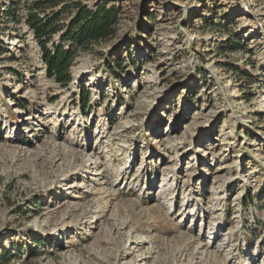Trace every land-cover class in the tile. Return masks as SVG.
Returning a JSON list of instances; mask_svg holds the SVG:
<instances>
[{
    "label": "rangeland",
    "instance_id": "obj_1",
    "mask_svg": "<svg viewBox=\"0 0 264 264\" xmlns=\"http://www.w3.org/2000/svg\"><path fill=\"white\" fill-rule=\"evenodd\" d=\"M107 1L61 86L0 0V264H264V0Z\"/></svg>",
    "mask_w": 264,
    "mask_h": 264
},
{
    "label": "trees",
    "instance_id": "obj_2",
    "mask_svg": "<svg viewBox=\"0 0 264 264\" xmlns=\"http://www.w3.org/2000/svg\"><path fill=\"white\" fill-rule=\"evenodd\" d=\"M84 1L8 0L4 5L5 20L25 24L40 50L46 75L61 86L71 81L70 67L74 59L90 51L94 44L108 39L118 21L119 9L107 0L92 7ZM238 48L233 46L231 50ZM229 69L235 68L229 66ZM214 85L213 82L208 84ZM82 98L85 103L87 95Z\"/></svg>",
    "mask_w": 264,
    "mask_h": 264
},
{
    "label": "bare ground",
    "instance_id": "obj_3",
    "mask_svg": "<svg viewBox=\"0 0 264 264\" xmlns=\"http://www.w3.org/2000/svg\"><path fill=\"white\" fill-rule=\"evenodd\" d=\"M180 66V65H179ZM225 87V86H224ZM224 87H222V89H224ZM215 88H216V91H217V93H220V91H221V94H222V90H221V87L220 86H215ZM218 89H219V91H218ZM225 91V90H224ZM230 90L228 89V92H229ZM225 93H227V90L225 91ZM71 153V152H70ZM73 153H75L74 151H73Z\"/></svg>",
    "mask_w": 264,
    "mask_h": 264
},
{
    "label": "water",
    "instance_id": "obj_4",
    "mask_svg": "<svg viewBox=\"0 0 264 264\" xmlns=\"http://www.w3.org/2000/svg\"><path fill=\"white\" fill-rule=\"evenodd\" d=\"M216 85V84H215Z\"/></svg>",
    "mask_w": 264,
    "mask_h": 264
}]
</instances>
